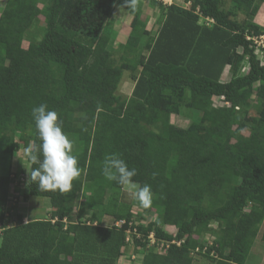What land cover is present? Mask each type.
<instances>
[{
    "label": "trees",
    "instance_id": "1",
    "mask_svg": "<svg viewBox=\"0 0 264 264\" xmlns=\"http://www.w3.org/2000/svg\"><path fill=\"white\" fill-rule=\"evenodd\" d=\"M148 1L161 12L155 36L142 20L141 0L134 8L124 0L5 1L0 155L12 159L8 175L0 176V264H118L129 223L145 238L154 232L159 241L181 242L165 254L137 242L142 264H246L264 223V59L246 37L264 31L232 19L228 0H185L187 7ZM117 7L132 20L116 60L108 26ZM40 18L41 36L25 48L26 33ZM125 72L135 82L129 98L118 95ZM41 104L58 113L83 170L68 191L31 182L35 165L28 155V173H11L22 146L39 151L32 109ZM184 109L196 116L186 129L172 122ZM217 135L224 140L214 142ZM112 153L137 170L135 185L151 186V204L137 202L160 222L144 226L132 212L123 215L107 205L111 191L124 187L102 175L103 160ZM15 181L25 186L22 198L15 194L18 205L31 197L49 200L54 223L6 208ZM82 196L77 212L67 209ZM106 216L125 222L123 229L98 225Z\"/></svg>",
    "mask_w": 264,
    "mask_h": 264
},
{
    "label": "rangeland",
    "instance_id": "2",
    "mask_svg": "<svg viewBox=\"0 0 264 264\" xmlns=\"http://www.w3.org/2000/svg\"><path fill=\"white\" fill-rule=\"evenodd\" d=\"M158 1V0H157ZM163 1L167 5H171L173 3H177L180 6L187 7V4H185V0H159L158 2ZM143 3V12H142V20L146 23L148 31H150L151 36H155L159 30L160 27V21L161 15H160V9L154 8L148 0H141ZM165 5V3H163ZM44 4V1H41V5ZM4 7V2L0 1V11ZM227 12L231 15V18L234 20H237L240 22L241 25L244 27H251L255 28L257 30L264 31V0H228L226 6H225ZM132 17L131 15L124 9L117 7L112 13V16L110 17V23H109V32L111 34V37L113 38L112 41V50L114 53V56L116 60L120 57L122 54L121 45H123L126 42V39L130 32V24H131ZM204 24V21L201 22ZM44 21L42 18L38 19L34 25L31 27V29L26 33V40L25 41V48L28 46L29 42L33 40H37L41 36V29L44 27ZM243 72L247 71V64L243 68ZM230 77V72L228 71V76H225V81L228 80ZM135 82H133V75L130 72H125L123 74V80L121 83V86L118 91V95L123 96L125 98H129L131 96L130 90L124 88L125 84H127L128 87H132V85ZM135 87H133L134 89ZM196 116L189 112L188 110H182L180 116H172V122L181 127V128H188V126L196 119ZM253 117V112L251 115L247 118V122H251ZM250 130L247 129L244 132V135H249ZM11 137L18 141L19 140V134L15 132H11ZM224 140V137L221 135H217L214 138V142H222ZM11 157L9 155H0V176H6L7 173L10 170L11 165ZM13 170L11 173L15 171H24L28 173L30 169V165L27 161V154L25 152V148L22 146L21 150L18 152L16 157H13ZM13 185L15 183H12ZM24 186V185H23ZM25 187V186H24ZM138 186L133 185H125L121 189L113 190L111 191L110 197H108L106 203L107 205H110L111 209L117 213L125 215L128 211L132 212L137 219V223L142 224L146 226V224L149 221L154 222H160L159 218L157 217L155 212H152L150 214H147L145 210H143L141 207H139L137 198H136V190ZM25 190V188H23ZM10 190L13 193H19L22 194L24 191L17 188H10ZM18 195V194H17ZM22 198V197H21ZM84 197H80L77 199L75 203L69 207L71 211L77 212L79 209V206L81 202L84 200ZM44 200L42 198L37 197H31L28 202L21 201L19 205L14 203V205L11 204V200L9 198V202L7 204L8 207L6 208H17L16 216L19 215H28L29 213L32 214V216H36L38 220L41 221H51L50 215L46 216V213H48L51 210L50 202L49 200L45 201L47 202L44 206ZM36 203V204H35ZM39 203V206L37 205ZM32 207V208H31ZM28 211V212H27ZM42 212V213H41ZM91 211H87V215L90 216ZM9 215V214H7ZM7 215H5L7 217ZM15 216V217H16ZM102 225V227L105 228H111L113 224V219L110 216H106L103 218L101 223L98 225ZM1 225V224H0ZM95 226V225H94ZM97 226V224H96ZM4 226L2 227V229ZM2 229L0 228V236H2ZM166 231L169 234H172L175 232L173 228H165ZM212 229L216 230V226H212ZM264 232V223L260 228V233L258 238L256 239L250 254L248 256L246 264H264V242L261 240V236ZM207 238V236H206ZM211 242V240H209ZM127 248H123L125 255L121 259L118 264H135L132 256H137L139 254H144V251H141L136 248L134 249L133 246H126ZM151 250V249H150ZM160 254H164V251H159ZM139 260V259H137ZM193 264H212L211 262H208L206 260L202 259H196Z\"/></svg>",
    "mask_w": 264,
    "mask_h": 264
},
{
    "label": "clouds",
    "instance_id": "3",
    "mask_svg": "<svg viewBox=\"0 0 264 264\" xmlns=\"http://www.w3.org/2000/svg\"><path fill=\"white\" fill-rule=\"evenodd\" d=\"M124 6L134 8L135 0H124ZM32 117L41 143L38 152H33L31 147L25 149L28 158L35 165L29 171L30 181L38 183L43 190L68 191L72 182L83 171L78 165V158L73 154V142L63 131L58 113L48 110L47 105L34 107ZM102 175L108 181H115L121 186L133 185L137 170L129 168L120 154L112 153L103 160ZM135 195L144 207L152 202L150 185L138 187Z\"/></svg>",
    "mask_w": 264,
    "mask_h": 264
},
{
    "label": "built area",
    "instance_id": "4",
    "mask_svg": "<svg viewBox=\"0 0 264 264\" xmlns=\"http://www.w3.org/2000/svg\"><path fill=\"white\" fill-rule=\"evenodd\" d=\"M160 2H163V1H160ZM163 3H165V2H163ZM190 4H188L187 6H189ZM206 21H207V25L208 26H211V25L214 24V20L206 19ZM246 38H247V40L253 42L256 55H258L260 58L264 59V36H247ZM12 178H14V176H12ZM20 182L22 184L25 183L24 177H21ZM14 183L15 184L12 185L13 188L15 187V188H17V190L20 189V190L25 191L22 188L23 186H20L21 188L18 187V185H19L18 182L15 181ZM23 193L22 194L17 193V194L20 195V197H21V195H23ZM15 194L16 193H11V195L9 197L10 200H11V204L12 205H14V203H15V205H16V203L18 204V198L16 197ZM12 209L14 210L15 208L12 207ZM7 214H5V215H7ZM9 216L10 215H7V217H9ZM124 225H125V222H117V223L114 224V226L118 230H122ZM2 227H3V225L1 224L0 228L2 229ZM2 231H3V229H2ZM125 233H126V244L128 246H133L134 249L136 248V243L137 242H141V243L146 245V249H147L148 252H153V253L160 254L158 252V250H159V251H162V252L164 251V254H165V253H167V251L170 249V247L172 245H177V246L181 245V242L167 243V242H164V241H159L156 238V234L154 232H152L151 234H149V236L147 238H145L144 235L139 233L136 228H133V224L132 223H129V228L126 230ZM212 244L213 243L210 242V245H212ZM198 251H199V249L197 250V252ZM132 257H134L132 259L135 261L134 262L135 264H142L143 263L144 254H139L137 256H132ZM137 259H139V260H137Z\"/></svg>",
    "mask_w": 264,
    "mask_h": 264
},
{
    "label": "crops",
    "instance_id": "5",
    "mask_svg": "<svg viewBox=\"0 0 264 264\" xmlns=\"http://www.w3.org/2000/svg\"><path fill=\"white\" fill-rule=\"evenodd\" d=\"M0 1H2V2H4V4H5V1L6 0H0ZM175 1H177V0H175ZM177 4V3H176ZM148 30V29H147ZM134 82V81H133ZM124 88H126V89H128V91L130 90V93L132 94V92H133V87H135V83L132 85V87H131V89H130V87H128L127 86V84H125V86H123ZM45 201H47V200H44V206L46 205V203L47 202H45ZM36 204V203H35ZM38 206H39V203L37 204ZM71 205H72V203H69L68 204V210H70V208L69 207H71ZM50 207H51V205H50ZM32 208V207H31ZM28 212V211H27ZM42 213V212H41ZM51 213H52V208H51V210L48 212V213H46V216L45 217H47V215H50L49 217L51 218ZM29 215H32V214H30L29 213ZM29 217V216H28ZM28 217H26L25 219H24V221H23V224H25V225H27V224H29V218ZM34 217V219L35 220H38V218L36 217V216H33ZM44 221H46V220H44ZM54 221H55V219H51V221L49 220V221H46V222H52V223H54ZM1 235H3V234H1ZM1 245H2V236H0V247H1Z\"/></svg>",
    "mask_w": 264,
    "mask_h": 264
}]
</instances>
